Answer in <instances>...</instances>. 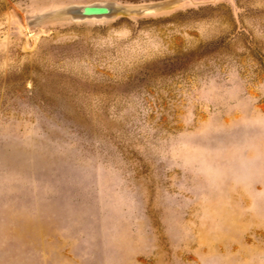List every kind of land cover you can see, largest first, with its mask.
Masks as SVG:
<instances>
[{
	"label": "rangeland",
	"instance_id": "1",
	"mask_svg": "<svg viewBox=\"0 0 264 264\" xmlns=\"http://www.w3.org/2000/svg\"><path fill=\"white\" fill-rule=\"evenodd\" d=\"M95 1L0 0V264H264V0Z\"/></svg>",
	"mask_w": 264,
	"mask_h": 264
},
{
	"label": "water",
	"instance_id": "2",
	"mask_svg": "<svg viewBox=\"0 0 264 264\" xmlns=\"http://www.w3.org/2000/svg\"><path fill=\"white\" fill-rule=\"evenodd\" d=\"M182 0H163L130 5L115 1H95L63 7L60 15L74 20L111 19L117 16H143L147 13L170 9Z\"/></svg>",
	"mask_w": 264,
	"mask_h": 264
}]
</instances>
